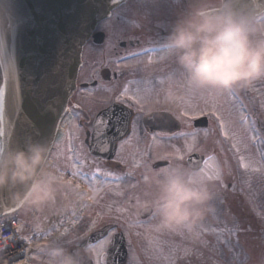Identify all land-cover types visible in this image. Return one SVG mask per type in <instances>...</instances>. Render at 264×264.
Listing matches in <instances>:
<instances>
[{
  "label": "flooded vegetation",
  "instance_id": "flooded-vegetation-1",
  "mask_svg": "<svg viewBox=\"0 0 264 264\" xmlns=\"http://www.w3.org/2000/svg\"><path fill=\"white\" fill-rule=\"evenodd\" d=\"M146 7L150 9L147 12L137 8L133 0H126L96 24L82 49L77 86L68 99L64 117L65 131L52 152L62 165L71 170L75 168L93 183L96 189L94 202L102 199V205L96 210L98 220L95 229L110 225V230L124 233L127 264L149 261L153 264H192L195 260L206 258L207 249L200 245L199 239L184 237L181 244L183 254L177 255L178 243L175 241L178 240H175V235L154 234V237H149L147 227L154 220L149 212H142L136 207L137 199L145 198L143 177L149 169L158 170L177 162L188 167L186 159L180 161L175 158H168L166 165L154 167V163L166 160L162 158V151L167 145L176 143L182 146L186 142L183 138L191 133L197 135L195 143L205 142L201 135L205 129L192 128L193 113H199L196 118L205 115L200 111H206L202 103L204 95L182 91L184 99L178 107L151 116L138 112L139 105L133 100H120L121 93L128 88L130 96L145 100V107L152 105L161 100L163 90L173 84L170 77L175 78L174 86L180 91V70L173 59L166 57L162 43L183 5L175 8L170 0H162L154 9ZM133 53L139 55L133 56ZM149 56L153 58L151 64L148 63ZM241 97L253 117L256 116L253 101L256 100L258 106L264 103V81H258L244 90ZM105 109L107 111L101 119L113 122L108 130L109 150L99 151L102 156H94L85 141L90 144L94 139L96 118ZM185 110L188 115H181ZM117 116L122 117L118 124L115 120ZM175 125L179 128L170 133ZM261 131L264 134V127ZM153 136H156L155 143ZM129 138L131 142L121 150L120 144ZM136 164L140 167H135ZM104 173H112L121 179L114 180ZM226 181L225 186L222 180L211 181L217 193L211 213L214 216L208 215L202 227L220 233L221 240L216 237L208 250H215L214 254L209 252V256L218 261H222L223 240L231 243L234 253L237 252L238 239L252 247L255 246L253 242H262L256 246H259V251H264V215L260 218L262 221L255 215L257 211L264 212V193H259V203L253 194L248 192L245 196L234 188V183ZM117 192L120 194L117 195ZM222 230H228L229 234L224 236ZM84 241L85 238L75 239L72 247L87 249L88 244ZM87 255L95 261L93 253L88 251ZM32 264H39V261Z\"/></svg>",
  "mask_w": 264,
  "mask_h": 264
},
{
  "label": "clouds",
  "instance_id": "clouds-1",
  "mask_svg": "<svg viewBox=\"0 0 264 264\" xmlns=\"http://www.w3.org/2000/svg\"><path fill=\"white\" fill-rule=\"evenodd\" d=\"M145 12L162 0H133ZM182 10L168 28L162 48L180 70V91L173 84L162 99L145 107L143 116L172 111L192 94L221 96L250 89L264 81V22L246 7L247 0H170ZM144 197L136 207L149 212L154 222L149 234L196 237L206 217L214 211L217 193L198 170L177 162L149 169L144 177ZM7 190L17 207L43 212L71 193L89 199L86 191L68 177L49 156L46 143L27 139L22 146L0 153V191ZM76 237L60 230L36 249L39 264H85L87 249L72 247Z\"/></svg>",
  "mask_w": 264,
  "mask_h": 264
},
{
  "label": "water",
  "instance_id": "water-1",
  "mask_svg": "<svg viewBox=\"0 0 264 264\" xmlns=\"http://www.w3.org/2000/svg\"><path fill=\"white\" fill-rule=\"evenodd\" d=\"M125 0H0L5 3V11L0 17V28L11 26L10 43L5 49L8 58L14 59L17 66L24 70H42L60 60L67 61L69 78L74 81L71 89L62 95V103L58 111L45 119L41 125L40 134L31 139L46 143L50 149L58 121L63 115L66 102L75 88L76 75L80 64L82 46L90 36L96 23ZM39 58L42 62L39 68L34 61ZM22 89V109L25 115L33 113V100L27 84ZM195 126H207L206 117L194 121ZM8 129L6 128V132ZM26 140L20 138L19 129L12 136L0 138L5 149L22 146ZM92 147L90 146V150ZM203 156L196 153L188 157L192 167H198ZM198 165V166H194ZM17 207L10 200L7 190L0 191V215ZM109 227L95 231L88 236L86 243L94 242L108 231ZM124 237L116 234L115 247L118 252L109 249L108 264H125ZM87 257V256H86ZM85 257L87 264L91 259Z\"/></svg>",
  "mask_w": 264,
  "mask_h": 264
},
{
  "label": "rangeland",
  "instance_id": "rangeland-1",
  "mask_svg": "<svg viewBox=\"0 0 264 264\" xmlns=\"http://www.w3.org/2000/svg\"><path fill=\"white\" fill-rule=\"evenodd\" d=\"M243 93L244 90L234 91L221 96L205 94V101L201 97L206 111L210 112L212 110V105L216 106L218 114L222 116L223 122L226 125V131L229 133L228 138H225L219 127L220 121H218L215 116L207 115L210 118V127L201 134L205 139L204 143H201L200 141L195 143L193 141V136H189L191 138L185 137L183 138L186 140L184 145L178 146L176 143H174L173 146L167 145V149L164 148L162 154L175 157L177 155L176 149H180L179 155H183V160H185V157L189 154L185 151V146L194 145V150L192 152L195 151L204 154L206 160H209L210 157L213 158L209 160L210 168L208 171L211 175H215L218 172L220 175L219 180L223 181L224 186L227 182L226 180H229L234 183V188H238L240 193L243 192L246 196L248 192H250L255 198H258L260 203L258 195L261 192L262 194L264 193V146L259 144L257 139L258 134L254 130H258V127H261V125L264 126V106H262L264 103H261V105L258 106L257 101H253L254 107L257 109L255 114L262 124H260L258 120L252 126L249 124L246 117L247 104L240 97ZM213 122L214 124L212 126ZM205 133H207V135H205ZM60 136L61 135L58 134L55 141H57ZM196 138L197 135H195V139ZM233 144L237 145L239 149L238 152L237 148H233ZM240 156H243L245 162L249 164L247 170L240 167ZM253 169H260V171H253ZM211 181H215V179ZM260 207H262V204H260ZM53 210L55 213H58L57 206H55ZM255 215L260 219L264 215V212L262 211L260 213L257 211ZM93 216V207L89 206L85 212L83 223L76 227L72 233L83 234L84 232H87L89 225L92 223ZM209 216L213 217L214 215L210 214ZM24 217L28 225L37 231L46 230L54 220L51 209L38 212V215L34 218H28L26 215H24ZM260 221L262 220L260 219ZM223 233L224 236H227L229 231L222 230V234ZM146 234L149 237H154V233L149 234L146 231ZM184 237L187 236L175 235V240H178L175 241V243H178L175 251L177 255L183 254L181 244L184 242ZM216 237L221 240L219 231L216 232L213 229L209 230L207 227L202 229L196 237H191L199 239L200 245L207 249L206 258L201 259V261L194 259L195 261L191 262L192 264H264V251L259 252V246H256L257 243H260L259 245H261L262 242H253L255 246L252 247L240 239H238L239 245L236 253L232 251L231 243L223 240L222 261L215 260L214 256H209L210 251L208 250ZM208 239L210 241H208ZM191 243H193V240H191ZM214 251L215 250L210 253L214 254ZM143 264L152 263L149 261ZM182 264H184V262Z\"/></svg>",
  "mask_w": 264,
  "mask_h": 264
},
{
  "label": "snow or ice",
  "instance_id": "snow-or-ice-1",
  "mask_svg": "<svg viewBox=\"0 0 264 264\" xmlns=\"http://www.w3.org/2000/svg\"><path fill=\"white\" fill-rule=\"evenodd\" d=\"M246 7L256 16V18L264 22V0H247ZM5 11V3L0 2V17H2ZM10 28L11 26H6L0 28V138L6 135L12 136L15 134L16 130L19 129L21 139H31L33 135H39L41 128V123L50 117L53 113L58 111L59 105L62 103V95L65 91L71 89L74 85V81L69 78V71L67 67L66 60H60L43 68L42 70H24L17 66L14 59L8 58L5 53V49L10 43ZM164 51V49H163ZM139 54L133 53V56ZM164 56L161 57L163 59ZM41 60L36 58L34 61L35 67L39 68ZM148 63H153V58L148 57ZM27 84L28 91L33 100V113L25 115L22 109V89L24 83ZM162 83V82H161ZM133 100L138 107V112L143 113L145 109V100L137 96H130L129 89L125 88L121 93L120 100ZM158 103V100L156 101ZM264 106V105H262ZM205 115L215 116L218 121H220V129L223 132L225 138L229 137V133L226 131V125L223 122V118L218 114L215 105H212V110L210 112L201 109ZM199 113H193L192 118H196ZM181 115H188L187 110L181 113ZM179 118V117H177ZM122 117L117 116L115 118L118 124ZM112 120L98 119L93 127V137L96 141L97 150L101 152H106L109 150V136L108 130L110 125H112ZM6 128L8 131L6 132ZM119 131V128H117ZM133 134H135V125H133ZM180 135H185L180 133ZM207 135V133H205ZM153 142H156V136H153ZM195 140V135H193V141ZM131 142V138L124 140L120 144L121 150L124 146ZM233 148H237L236 144H233ZM71 150V149H69ZM194 150V145H186L185 151L191 153ZM5 151L4 144L0 143V153ZM180 149H176L177 155L175 159L183 161L184 156L179 155ZM119 155V153H117ZM163 159H168L167 156L162 157ZM213 158H209L211 160ZM209 160L203 161V167H200L198 172L207 177L209 180H219L220 175L217 172L215 175H211L208 171L210 168ZM239 165L241 168L247 170L249 164L245 162L244 157L240 156ZM198 166V165H194ZM135 167H140L136 164ZM253 171H260V169H253ZM99 172V170H97ZM131 173H129L130 175ZM73 176H78L80 173L73 169ZM104 175L111 177L114 180H119L121 177L113 176L112 173H104ZM95 181V176L93 177ZM119 187V185H117ZM96 191L95 188L91 189ZM120 193L117 192V195ZM89 199L94 200L95 197H89ZM96 221L91 223V228H95ZM115 237L116 232L114 229L107 231L102 236L98 237L95 242H89L87 245V250L94 254L95 264H108L109 248L112 251L118 252L115 247Z\"/></svg>",
  "mask_w": 264,
  "mask_h": 264
},
{
  "label": "built area",
  "instance_id": "built-area-1",
  "mask_svg": "<svg viewBox=\"0 0 264 264\" xmlns=\"http://www.w3.org/2000/svg\"><path fill=\"white\" fill-rule=\"evenodd\" d=\"M0 244L3 245V250H0V262L5 263L8 258H13L14 262L20 259L23 249V247H21L22 244L14 242L12 238L3 240Z\"/></svg>",
  "mask_w": 264,
  "mask_h": 264
},
{
  "label": "bare ground",
  "instance_id": "bare-ground-1",
  "mask_svg": "<svg viewBox=\"0 0 264 264\" xmlns=\"http://www.w3.org/2000/svg\"><path fill=\"white\" fill-rule=\"evenodd\" d=\"M62 131V129H58V133H60Z\"/></svg>",
  "mask_w": 264,
  "mask_h": 264
}]
</instances>
